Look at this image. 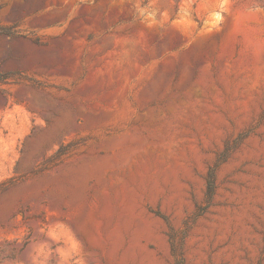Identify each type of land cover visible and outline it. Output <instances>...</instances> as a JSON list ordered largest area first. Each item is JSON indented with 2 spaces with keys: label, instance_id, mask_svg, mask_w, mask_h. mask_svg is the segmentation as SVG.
<instances>
[{
  "label": "rangeland",
  "instance_id": "obj_1",
  "mask_svg": "<svg viewBox=\"0 0 264 264\" xmlns=\"http://www.w3.org/2000/svg\"><path fill=\"white\" fill-rule=\"evenodd\" d=\"M171 228L264 264V0H0V264H175Z\"/></svg>",
  "mask_w": 264,
  "mask_h": 264
},
{
  "label": "trees",
  "instance_id": "obj_2",
  "mask_svg": "<svg viewBox=\"0 0 264 264\" xmlns=\"http://www.w3.org/2000/svg\"><path fill=\"white\" fill-rule=\"evenodd\" d=\"M221 160L215 164L214 167L210 168L207 179H206V207H209L212 204V201L215 196L216 192V172L218 170V167L220 165ZM170 244H171V251L172 255L175 258V264H185L184 258H183V241L182 237H180V234L178 231H174L171 228V234H170Z\"/></svg>",
  "mask_w": 264,
  "mask_h": 264
}]
</instances>
